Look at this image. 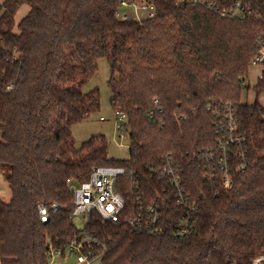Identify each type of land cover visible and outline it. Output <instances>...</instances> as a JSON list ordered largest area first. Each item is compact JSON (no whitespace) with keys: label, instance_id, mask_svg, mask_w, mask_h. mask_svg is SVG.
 <instances>
[{"label":"trees","instance_id":"16d2710c","mask_svg":"<svg viewBox=\"0 0 264 264\" xmlns=\"http://www.w3.org/2000/svg\"><path fill=\"white\" fill-rule=\"evenodd\" d=\"M243 1L258 14L244 23L177 0H2L0 84L11 90L0 92V170L12 200H0V264H50L53 250L64 252L79 234L68 180L86 182L98 167L126 169L129 208L136 181L149 199L170 204L160 235L94 215L89 231L106 245L101 264H253L264 256V108L242 103L264 0ZM123 2L155 15L121 20ZM102 59L111 107L127 117V161L108 157L104 136L79 147L73 138L74 126L101 109L100 90L84 88ZM253 90L264 93V67ZM220 140L228 141L230 187ZM168 157L196 206L184 238L175 231L187 211L152 173Z\"/></svg>","mask_w":264,"mask_h":264},{"label":"built area","instance_id":"2783aa9c","mask_svg":"<svg viewBox=\"0 0 264 264\" xmlns=\"http://www.w3.org/2000/svg\"><path fill=\"white\" fill-rule=\"evenodd\" d=\"M198 5L211 13L217 14L223 18L247 22L252 17L258 16L256 12L243 0H184L182 3ZM123 2L121 7H133ZM144 10L150 12L148 18H153L155 10L152 6L141 5ZM135 20L142 21L136 8ZM121 20H128L131 17L126 13L118 12L116 14ZM251 67H264V35L258 39L257 52L250 63ZM11 87H4L0 84V92L10 91ZM158 100H154L156 105L155 111L162 112L157 105ZM117 116L116 129L122 137L127 136V117L121 112H115ZM153 117V114L151 115ZM104 121V118H101ZM231 126V124H229ZM232 142V139H230ZM219 150L222 153L220 167L225 177L226 187H230L231 179L228 175L227 155L228 141L220 140ZM153 176L167 183L163 189L173 193V199L178 207L187 211V216L181 221L175 231V236L184 238L193 232L192 220L189 215L196 210V206L191 203L188 193L182 180V172L179 163L172 157L164 160L163 166L159 169L152 170ZM128 174L125 168L120 167H98L95 168L90 179L81 184H73L70 180V191L74 198L71 212V219L79 222L81 227L78 228L79 234L70 242L64 252L53 250L50 254L51 259L54 257L73 256L77 264H92L101 258L106 251V245L94 233L89 231V225L96 215L104 223L119 224L125 223L131 230L137 233L148 235H160L165 232L164 220L165 212L168 210L169 201L158 195L156 199L148 198L144 189L141 188L137 181L132 185V191L135 190V196L132 199V207L127 206V199L122 193L125 184L122 178ZM132 175V174H131ZM152 176V177H153ZM58 206L53 207L57 212ZM42 220L48 215L46 208H40ZM76 225V224H75ZM100 250V252L97 251ZM253 264H264V256L258 257Z\"/></svg>","mask_w":264,"mask_h":264},{"label":"rangeland","instance_id":"374dc122","mask_svg":"<svg viewBox=\"0 0 264 264\" xmlns=\"http://www.w3.org/2000/svg\"><path fill=\"white\" fill-rule=\"evenodd\" d=\"M183 2L184 0H177ZM2 0H0V3ZM137 13L141 20L147 19L148 14L151 11L150 7L148 10H144L141 4L135 6ZM133 7H121L120 12L128 14L131 18L135 19V11ZM30 8L28 6L22 7L15 17L16 25L28 14ZM17 30V27H16ZM262 67L251 68L252 70H260ZM110 78V67L107 60L102 59L98 62V72L95 77L85 86L84 91L86 93L91 90L98 88L101 94V109L98 113L91 116V118L83 123L77 124L73 128V138L76 146L79 147L82 143L88 141L92 137L104 136L109 144L108 157L110 159L127 161L130 159V139L128 136L122 137L116 129L117 116L113 111L110 104V90L108 88V81ZM251 75L246 78V86H250L252 83ZM256 100L264 108V105L260 102L261 99L253 93V89L249 88L243 91L242 103L254 105ZM104 118V121L101 120ZM0 200L5 203H9L12 200V193L7 184L6 177L0 170ZM76 226L81 227L79 222H75ZM50 264H77L76 258L73 256L66 257H54L51 259ZM92 264H101L97 261Z\"/></svg>","mask_w":264,"mask_h":264},{"label":"crops","instance_id":"0c3cea01","mask_svg":"<svg viewBox=\"0 0 264 264\" xmlns=\"http://www.w3.org/2000/svg\"><path fill=\"white\" fill-rule=\"evenodd\" d=\"M251 68H250V71H249V76L251 75V78H252L251 80H252V83L253 84L250 85V88L253 89L257 85V83L259 82V80L262 78L263 68L262 69L259 68L260 70H258V69L256 70L255 69V70H252V71H251ZM254 68H257V67H254ZM253 93H255L254 90H253ZM259 98L261 99L260 102L264 105V93H262L259 96Z\"/></svg>","mask_w":264,"mask_h":264}]
</instances>
